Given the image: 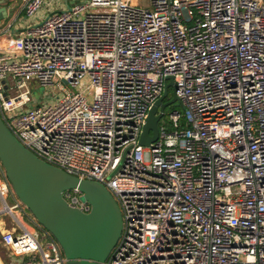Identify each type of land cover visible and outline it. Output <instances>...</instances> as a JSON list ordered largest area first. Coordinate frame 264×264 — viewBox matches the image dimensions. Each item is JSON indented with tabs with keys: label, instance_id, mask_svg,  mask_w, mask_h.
<instances>
[{
	"label": "built area",
	"instance_id": "1",
	"mask_svg": "<svg viewBox=\"0 0 264 264\" xmlns=\"http://www.w3.org/2000/svg\"><path fill=\"white\" fill-rule=\"evenodd\" d=\"M35 23L0 51V116L39 159L113 196L122 231L101 264H264V0H72ZM167 77L183 110L141 145ZM30 81L62 92L32 107ZM10 187L0 163L14 264H66ZM62 197L90 209L78 188Z\"/></svg>",
	"mask_w": 264,
	"mask_h": 264
},
{
	"label": "water",
	"instance_id": "2",
	"mask_svg": "<svg viewBox=\"0 0 264 264\" xmlns=\"http://www.w3.org/2000/svg\"><path fill=\"white\" fill-rule=\"evenodd\" d=\"M19 0H0L3 18L9 6ZM161 96L148 110L139 138L149 145L158 136L157 122L169 104L181 101L175 95L172 77H167ZM172 89V98L163 100ZM0 163L15 196L59 243L66 264H101L120 238L122 219L119 207L105 186L79 179L39 159L9 131L0 116ZM78 188L90 209L87 213L67 205L66 190ZM32 230V229H31Z\"/></svg>",
	"mask_w": 264,
	"mask_h": 264
},
{
	"label": "rangeland",
	"instance_id": "3",
	"mask_svg": "<svg viewBox=\"0 0 264 264\" xmlns=\"http://www.w3.org/2000/svg\"><path fill=\"white\" fill-rule=\"evenodd\" d=\"M50 2L53 3L52 4L53 6H50L49 12L46 11V6H45L43 9L39 10V12L43 13V10H44V12H46V13H44L42 16H41V14L40 15L36 14L37 15V18H36L37 22H41L43 20V18H45V16L49 15L52 11H59V9L61 10V9L70 7L69 0H61V4L63 5L64 8L62 6L59 7V3L57 2V0H51ZM146 2H148V0H136L137 4L146 3ZM18 20L21 21L22 23H24L23 25H25V24L26 25L27 24L28 25L29 24H36L34 21V18L27 17L25 14H21V17ZM29 89H30V97L32 99V103H31L32 107H36L37 105H43L44 102H50L53 100V98L55 96L59 95L62 92L61 89H59L58 87H51V86L43 87L37 81H30ZM171 98H172V89L169 88L168 94L165 97V99H166V101H169ZM174 110H177V111L183 110L182 106L180 105V103L178 101H175V102H173V103H171L165 107L164 115L159 119V124L167 123V121L169 119V115ZM13 195H15V194L13 193L12 188L10 187V194L6 198V202L8 204L13 203V199L11 197ZM5 216H6V219L11 220V218L9 216H7V215H5ZM30 217H33L31 213H30ZM25 220H27V219L24 218V221ZM0 256H1L2 260L4 261V263H8V261L10 259L8 254H2V255L0 254Z\"/></svg>",
	"mask_w": 264,
	"mask_h": 264
},
{
	"label": "crops",
	"instance_id": "4",
	"mask_svg": "<svg viewBox=\"0 0 264 264\" xmlns=\"http://www.w3.org/2000/svg\"><path fill=\"white\" fill-rule=\"evenodd\" d=\"M50 1L46 0L45 4L42 6L41 9H43L46 6V11L49 12L50 6H53L52 5L53 3ZM23 2L24 0H19V2L17 3L13 2L9 6V9L6 13L5 18H3V15H1L0 13V51H7L11 49L13 47V44L20 38V32L28 25V24L27 25L25 24L26 25L25 26L23 25L24 23L18 20L21 17V14H24L23 9H22ZM57 2L59 3V7L60 6L63 7V5L61 4V0H57ZM71 3H72V0H69V4ZM52 12H56V11H52ZM44 13H46L44 12V10H43V13L38 11L37 15L41 14L42 16ZM37 15H35L34 17H31V18H34L35 22H37L36 21ZM8 83L10 84V81H8ZM27 215H28L27 221L29 222L28 219L30 215L28 213ZM12 227H13L12 220L6 219V216L4 214H0V234L2 231L12 228ZM0 254L1 255L8 254L10 257L8 263H4V261L2 260L0 256V264H14L17 260L16 257H12L9 254V252L2 246L1 241H0Z\"/></svg>",
	"mask_w": 264,
	"mask_h": 264
},
{
	"label": "flooded vegetation",
	"instance_id": "5",
	"mask_svg": "<svg viewBox=\"0 0 264 264\" xmlns=\"http://www.w3.org/2000/svg\"><path fill=\"white\" fill-rule=\"evenodd\" d=\"M169 90V89H168ZM164 102L166 101V99L163 100Z\"/></svg>",
	"mask_w": 264,
	"mask_h": 264
}]
</instances>
